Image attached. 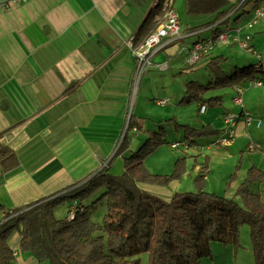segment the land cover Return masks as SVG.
<instances>
[{
  "label": "crops",
  "instance_id": "crops-1",
  "mask_svg": "<svg viewBox=\"0 0 264 264\" xmlns=\"http://www.w3.org/2000/svg\"><path fill=\"white\" fill-rule=\"evenodd\" d=\"M155 1L11 0L0 5V141L11 147L18 159V164L10 170L4 171L0 164V201L5 208L22 207L52 196L101 169L122 134L130 99L135 94L138 100L146 72L169 69L168 61L176 55L185 54L184 60L191 65L188 56L197 40L188 45L181 40L194 35H199L198 39L214 36L218 23H209L211 15H185L186 22L180 27L179 35L170 38L164 48L154 53L152 65L137 78L134 48L158 25L153 28L147 22L153 16ZM228 1L234 6L227 20L220 24L221 29H231L235 35L233 29L240 27L242 34L254 12L244 18L246 7H240L244 0ZM157 18L160 22L163 16L154 17ZM224 23L226 25L222 26ZM257 25L260 27L255 26L253 32L257 35L247 34L252 45L249 51L237 41H230L218 43L210 52L218 48L216 53L224 56V45L237 43L250 55L245 59L236 58L235 63L259 59L264 62V52L257 46V39L264 34V19ZM146 33L149 34L145 36ZM207 55L200 52L195 69L203 67L209 58ZM187 70L193 71L190 66ZM252 87L255 88L252 97L245 100V105L235 102L238 108L233 110L204 105L206 108L202 111L197 103L199 112L205 115L204 121L211 126L221 125L215 120L218 115H224V124L227 113L234 111L238 115L230 151L237 145L243 146L250 136L249 128L255 126L258 131L260 126L254 108L264 101V86ZM168 100L160 98L156 104H167ZM248 115L250 121L246 120ZM224 126L227 129V124ZM222 133L228 135L227 130L222 129ZM132 139L135 143L136 139ZM211 142L218 144L210 150L214 158L221 161L229 153L224 148L228 144L221 140ZM255 143L251 146L261 147L259 142ZM184 144V147L188 145ZM255 161L250 166L264 169V159ZM186 167L183 177L167 187L143 186L164 197L174 191L194 190L193 180L202 165L191 163L188 157ZM111 169L122 173L124 167L115 163ZM2 218L0 212V221ZM19 239L17 232L9 239L17 264H50L22 252Z\"/></svg>",
  "mask_w": 264,
  "mask_h": 264
},
{
  "label": "trees",
  "instance_id": "trees-1",
  "mask_svg": "<svg viewBox=\"0 0 264 264\" xmlns=\"http://www.w3.org/2000/svg\"><path fill=\"white\" fill-rule=\"evenodd\" d=\"M251 1L242 2L240 7H246L243 12H250L247 5ZM163 2L156 0L153 4L152 10L156 12L151 11L153 16L147 21L153 28L159 22L154 17L164 14ZM233 6L228 0H186L189 15L208 14L212 16L209 23L218 24L213 37L195 42L206 48L205 54L208 53L209 58L203 66L210 71L211 79L208 83L187 82L181 102L196 101L200 109L203 105L214 107L222 103V97H206L208 90L232 86L237 88L238 96L239 89L243 90L250 81L264 79L261 59L247 62L248 65L243 67L235 63L236 69L227 74L221 64L223 55L210 52L219 43L217 37L221 33L232 34L231 29H221L220 24L227 20ZM233 31L239 34L240 27ZM195 64L189 65L192 68ZM176 126L184 131L183 142L188 145L197 142L196 136L220 131L209 124L194 127L176 123ZM166 142V129L160 126L159 130L149 133L137 150H131L130 155L123 157L124 170L120 174L111 171L113 159H110L101 169L52 196L10 209L0 201V212L3 213L0 264H17L14 249L9 244L15 232L19 234L22 252L50 264H142L143 253H148V264H200L203 258L212 257L213 242L238 245L244 222L250 224L256 264H264V198L261 190L252 189L254 184L264 185V169L250 166L234 196L228 197L207 188L205 164L194 177V190L174 191L164 197L144 188L143 184L167 187L173 180H180L187 171V159L183 156L176 160L172 173L148 169L147 157ZM127 143L124 140L116 154ZM253 148L258 146L253 145ZM0 164L4 171L18 164L15 151L1 141ZM100 204H106L107 210L99 221L93 214ZM62 206L67 208V214L59 216L57 210Z\"/></svg>",
  "mask_w": 264,
  "mask_h": 264
},
{
  "label": "rangeland",
  "instance_id": "rangeland-1",
  "mask_svg": "<svg viewBox=\"0 0 264 264\" xmlns=\"http://www.w3.org/2000/svg\"><path fill=\"white\" fill-rule=\"evenodd\" d=\"M256 1L257 0H252L249 5H247L248 9H250V12H254L257 6L264 4V0H260V2L257 3ZM173 6L178 12L179 21L181 23V27H183L186 22L185 15L188 17V13H185L186 1L174 0ZM250 12L243 13L242 15L244 18H247ZM263 19L264 17H262L257 23L263 21ZM257 23H255L253 27L247 26L249 29L247 28L244 33L247 32L246 34H253V32L256 30L254 27H260L257 25ZM225 25L226 23H224L222 26ZM228 34L231 37L233 36V34ZM255 34L256 32L253 35ZM202 36L203 35L200 37ZM198 38L199 35L190 36L184 40H181V43L188 45ZM219 43L223 44V42ZM219 46H221V44H219ZM257 46L258 50H262L264 52V34L261 38L257 39ZM224 47L225 55L221 59V64L224 71L227 74H230L236 69L234 68L235 59H245V56L250 55V53H248V49L247 51L246 49L240 47L237 43H232L229 46L224 45ZM217 51H219L218 48L215 50V53ZM184 59L185 54L180 56L176 55L175 57L170 58V61H168L170 66L169 69L158 70L157 68L155 70H148L146 72L143 77V82L140 85L139 93L137 94L138 100H136L137 97L135 94L130 99L129 106L126 109L127 112L123 131L121 132L122 134L116 141L117 143L113 148L112 154L108 156L103 165L109 162V160L112 158L113 160L111 159V168L115 165V163L118 166L121 165L124 167L123 157L130 155L131 150H137L148 138L150 132L159 130L160 126H163L167 132V142L164 145H161L146 159V165L151 172L163 174L172 173L176 160L180 157V155L183 156L186 154L183 157H186V159L191 157V163L199 162L203 166L206 164L208 169L206 180L208 184L207 188L209 190L228 197L234 196L237 186L245 178L248 166L253 164L255 159V163H257L258 158L264 159V101L261 103L260 107L254 108V112L256 113L255 116L257 117L256 119L261 121L259 127L256 125L258 127V131H256L255 126L249 128L250 136L247 137V140L242 147L237 145L236 148L233 147V149L230 151L229 145L231 143L225 145L224 148H226L229 153L221 161H218L214 158L210 148L213 146H218V144L211 141L221 140L223 137H226L222 133V129L223 131L226 130L224 126L226 123L224 124L222 121L224 119V115H218L215 118L216 122L220 123L221 125L212 126L214 130L218 129L220 131L217 133L215 132L212 134H206L201 137L196 136L198 143L196 142L192 145H187L184 147V131L176 126V123H185L194 127H200L203 124H206V121H204L205 115L199 112V106L196 101L181 102V99L185 94L186 83L190 80H200L202 82L208 83L211 79L210 71L204 66L198 69L192 67L193 71H188V65ZM237 63H239L238 66L240 67L248 65L247 61H240ZM254 90L255 88L252 86L243 87L242 103L244 105L245 100L252 97V92ZM216 95H222V103L214 107H223L224 111L233 110L236 107L238 108V106L235 105L236 103L233 98L237 95L235 87L227 86L225 88H216L208 90L207 93H205L206 97ZM160 98H168L169 102L167 101V104H156ZM129 127H131V129H129ZM132 138L136 139L135 143H132ZM124 140L128 142L126 144L127 146L122 148L120 152L116 154L117 149ZM175 141H178L179 145L177 147H172L171 144ZM208 142L209 145L207 144ZM255 142H259L261 147L257 145L258 148H253L251 145ZM185 148L188 149L185 150ZM112 172L118 174L120 171L115 172L112 170ZM209 184H211L212 189L210 188ZM257 185L260 184L252 185V189L261 190L262 197L264 198V185L261 184L263 185L261 187ZM237 199L242 203L240 197H237ZM96 209L97 210H95L93 217L95 220L100 221L107 210L106 204H100ZM57 214L59 216L66 215L67 208L65 206L60 207L57 210ZM212 253V257L203 258L200 264H256L250 224L244 222L241 225L240 240L238 245H224L221 242L215 241L212 243ZM141 259L142 264H148V253L141 254Z\"/></svg>",
  "mask_w": 264,
  "mask_h": 264
},
{
  "label": "built area",
  "instance_id": "built-area-1",
  "mask_svg": "<svg viewBox=\"0 0 264 264\" xmlns=\"http://www.w3.org/2000/svg\"><path fill=\"white\" fill-rule=\"evenodd\" d=\"M11 1V0H10ZM16 2H21L25 0H13ZM173 0H167L163 4L164 8V15L163 18L158 23L157 27L145 38V40L138 46L134 48V54L137 57V64H136V76L140 78L141 75L145 72V70L152 65L153 55L156 51L164 48L169 42L170 38L176 37L179 35L181 23L179 21L178 15L176 10L174 9ZM262 17H264V4L257 6L254 10V13L251 19L247 22L248 27L254 26ZM226 34V35H225ZM224 35V36H223ZM228 35V36H227ZM236 35V34H235ZM232 38L227 32L221 33L219 35L218 41L223 43H228L231 39L237 41L240 46L245 47L247 49L250 48V35L242 36L240 33ZM245 37V38H244ZM211 47V45H210ZM206 48H204L201 44L195 45L194 49L190 51V55L188 56V62L193 64L195 63L200 56V52H205ZM166 68V65H163ZM264 86V79L258 78L252 80L248 83V86ZM242 89H239V95L235 97V102L242 103ZM163 102L165 100H162ZM202 111L205 110V106H202ZM238 115L235 113H227L225 115V121L227 124V136L223 137L221 140L222 143L229 144L234 141L236 130L235 127L238 122ZM247 121L251 120L250 115L246 118ZM179 145L178 142H173L171 144L172 147H177ZM253 147V146H252Z\"/></svg>",
  "mask_w": 264,
  "mask_h": 264
},
{
  "label": "water",
  "instance_id": "water-1",
  "mask_svg": "<svg viewBox=\"0 0 264 264\" xmlns=\"http://www.w3.org/2000/svg\"><path fill=\"white\" fill-rule=\"evenodd\" d=\"M10 0H0V5L9 2Z\"/></svg>",
  "mask_w": 264,
  "mask_h": 264
}]
</instances>
